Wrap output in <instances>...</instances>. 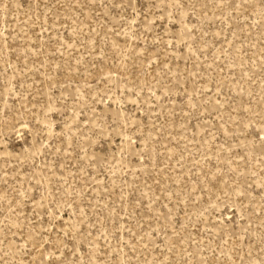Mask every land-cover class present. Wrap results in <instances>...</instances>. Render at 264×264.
<instances>
[{"label":"rangeland","instance_id":"374dc122","mask_svg":"<svg viewBox=\"0 0 264 264\" xmlns=\"http://www.w3.org/2000/svg\"><path fill=\"white\" fill-rule=\"evenodd\" d=\"M0 264H264V0H0Z\"/></svg>","mask_w":264,"mask_h":264}]
</instances>
